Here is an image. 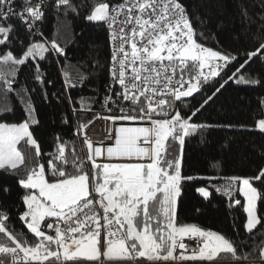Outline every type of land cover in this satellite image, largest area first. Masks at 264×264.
I'll return each instance as SVG.
<instances>
[{"label": "snow or ice", "instance_id": "6c2138e0", "mask_svg": "<svg viewBox=\"0 0 264 264\" xmlns=\"http://www.w3.org/2000/svg\"><path fill=\"white\" fill-rule=\"evenodd\" d=\"M55 3L63 7L66 14L87 6L84 2L73 4L72 0H55ZM13 4L14 0H0V46L11 44L15 34L14 25L8 23L10 18L16 17L31 30L43 16L42 2L33 6L32 0H23L24 6L19 11ZM85 18L107 26L114 45L110 73L123 90L112 91L133 105L124 115L104 119L114 123L147 120L150 126L114 128L110 136L114 144L106 150L94 148L85 138L90 170H86L84 161L73 160L74 170L69 171L65 146L60 143L57 155L49 160L47 168L38 164L23 178H18L24 190L21 199L26 206L19 219L34 239L29 241L27 233L10 229L9 215L0 209V236L10 242L0 243V264H181L183 261L245 264L251 254L241 255L226 236L196 225L178 223L180 161L165 159L167 141L171 139L182 146L185 136L208 127L190 121L224 84L204 100L192 116L185 117L177 110L175 102L183 103L182 98L198 93L210 78L222 72L226 74L236 57L197 42L181 0H121L119 3L94 0ZM51 48L63 54L55 41L51 42ZM262 50L264 43L256 51L247 53V59L228 79H235L252 58L258 53L264 54ZM46 51L49 49L39 43L29 45L23 58L6 51L0 53V65H23L27 58L35 56L44 59ZM0 79H4L7 91H11V82L2 74ZM236 82L258 83L243 76ZM141 97L146 104H141ZM105 102H112V96H105ZM26 110L28 120L19 124L0 123V170L17 176L20 166L25 164V157L18 148L22 141L35 148L37 158L42 156L29 131L30 123L38 121L32 119L30 106ZM79 127L86 128L87 124ZM258 128L264 131V120L258 121ZM105 156L108 162H96L97 158ZM251 179L264 182V169L258 176L239 182V192L246 201L243 208L248 233L264 223V218L257 215V200L264 199V194L258 192ZM198 191L205 198L209 195L203 188ZM0 192L7 195L10 189L4 186ZM48 218L52 222H48ZM185 238H196L197 248L192 254L186 252ZM261 244L264 245V241ZM177 249L184 251L177 255ZM259 260L264 264V246L259 248Z\"/></svg>", "mask_w": 264, "mask_h": 264}, {"label": "trees", "instance_id": "16d2710c", "mask_svg": "<svg viewBox=\"0 0 264 264\" xmlns=\"http://www.w3.org/2000/svg\"><path fill=\"white\" fill-rule=\"evenodd\" d=\"M121 0H112L118 3ZM79 7L68 11L55 3H46L39 22L41 35H34L17 20H10L15 27L11 44L0 46V53L11 51L23 58L29 45L39 39L46 42L49 51L44 59L27 58L23 65H0V74L11 82L7 91L4 79H0V122L18 124L29 119L27 107L32 109L29 129L37 141L42 156L36 157L35 148L22 141L18 148L25 157L19 175L0 170V188L7 186L9 194L0 192V209L9 215L7 225L17 233L33 236L20 221L26 208L21 197L24 190L18 184L30 169L57 155V146L63 143L73 171V160L84 161L86 170L91 164L85 159L77 129L90 122L105 101L111 65L109 35L100 23L86 20L94 0H72ZM185 5L198 43L212 50L236 57L226 74L210 78L192 97L177 101V110L185 117L200 105L216 89L224 87L200 111L192 116L191 123L206 125L184 138V144L171 139L166 142L165 159L180 161V191L177 197L176 216L180 225H196L232 240L241 255L250 253L249 259H259V248L264 246V223L252 232L245 231L246 213L244 201L238 193L227 200L212 189L219 181L253 178L264 169V132L257 129L258 120H264V54L258 53L235 79L228 77L247 59V53L256 51L264 43V0H181ZM245 12L247 15H245ZM55 41L63 50L57 53L51 48ZM264 51V50H262ZM240 76L254 79L256 84L237 83ZM39 77V78H37ZM71 84L68 83V80ZM228 81L225 83V81ZM57 164L63 165L60 161ZM191 177L192 179H187ZM258 192L264 194V182L251 179ZM208 189L205 198L198 188ZM240 201V204H236ZM257 215L264 218V199L257 200ZM0 243H10L0 236Z\"/></svg>", "mask_w": 264, "mask_h": 264}, {"label": "built area", "instance_id": "2783aa9c", "mask_svg": "<svg viewBox=\"0 0 264 264\" xmlns=\"http://www.w3.org/2000/svg\"><path fill=\"white\" fill-rule=\"evenodd\" d=\"M43 3L45 5L46 3H55V0H32V5L35 6L37 3ZM121 2V1H120ZM119 3V2H118ZM56 4V3H55ZM23 0H14L13 7L16 9V11H19L23 7ZM42 12H44V6L42 8ZM10 20H17L20 22L16 17H12L9 19ZM41 21L38 20L35 22L34 28L29 30L27 26L24 24H21L26 28L27 31L31 32L34 35H41V30L39 26V22ZM105 30L107 31L109 35V30L106 25H104ZM109 41H110V50H111V65L110 68L112 67V52H113V43L110 40V35H109ZM207 71V69H205ZM130 75V72H129ZM179 78V74H177V79ZM129 84H131V81H129ZM108 93L107 96H112V102L104 103L101 104L100 108L98 111L95 113L93 119L90 121V123H87L86 128H79L77 129L78 137L80 140V144L82 146L83 152L85 154V159L87 161V154H88V149L87 146L83 143L84 139L87 138L90 140L93 144V147H102L103 149L106 150V148L110 145L113 144L112 139H110L111 134L113 133L114 128L120 127V126H138V127H148L150 126V122L147 120H135V121H130V120H117L115 123L111 119H104V117H109V116H121L124 115L128 112L130 108L133 107L131 102L129 101H124L122 97H117L113 93V89L115 92H122L121 86L118 84L116 80H114L111 76V73L109 74L108 77ZM141 104H146L147 101L144 100V97H141ZM170 102H171V98ZM176 108H177V102H175ZM123 109V111L121 110ZM147 147V146H145ZM88 163L91 164L90 161H87ZM97 163H104L108 162L107 157H99L96 159ZM212 189L217 192L219 195L224 197L227 200H232L234 199L237 194H238V183L236 181H219L216 182L212 185ZM48 222H52L51 218H48ZM45 231L49 232L50 234L54 235V232H51V230H47L45 228ZM184 242L188 245L186 252L187 254H192L194 250L197 248L196 244V238H193L189 240L188 238H185ZM184 250L177 249V255ZM196 263H203L200 261H183L181 264H196ZM245 264H260V260H255V259H248Z\"/></svg>", "mask_w": 264, "mask_h": 264}, {"label": "rangeland", "instance_id": "374dc122", "mask_svg": "<svg viewBox=\"0 0 264 264\" xmlns=\"http://www.w3.org/2000/svg\"><path fill=\"white\" fill-rule=\"evenodd\" d=\"M37 43H39V44H43L46 48H48V46H47V44H46V42L44 41V40H42V39H39V40H37L36 42H34V44H37ZM67 80H68V78H67ZM68 83L69 84H71L70 83V81L68 80ZM258 121H260V120H258ZM0 123H6V122H0ZM8 124H13V123H8ZM19 124V123H18ZM257 129H259L258 128V122L256 123V126H255ZM260 130V129H259ZM29 131H30V129H29ZM264 132V131H263ZM179 143V142H178ZM181 146V145H180ZM241 179H249V178H246V177H244V178H241ZM240 179V180H241ZM240 182V181H239ZM201 188H203L205 191H207L208 192V189L207 188H205V187H200V188H198V189H201ZM238 189H239V183H238ZM199 192V191H198ZM200 193V192H199ZM201 194V193H200ZM241 194V193H240ZM241 196H242V198L244 199V205L246 204V201H245V198L243 197V195L241 194ZM25 208H26V206H25ZM246 216H247V214H246ZM246 221H247V219H246Z\"/></svg>", "mask_w": 264, "mask_h": 264}, {"label": "crops", "instance_id": "0c3cea01", "mask_svg": "<svg viewBox=\"0 0 264 264\" xmlns=\"http://www.w3.org/2000/svg\"><path fill=\"white\" fill-rule=\"evenodd\" d=\"M238 191H239V189H238ZM239 194H240V192H239ZM241 195V194H240ZM243 201H244V199H243ZM196 264H205V262H203V263H196Z\"/></svg>", "mask_w": 264, "mask_h": 264}, {"label": "bare ground", "instance_id": "6f19581e", "mask_svg": "<svg viewBox=\"0 0 264 264\" xmlns=\"http://www.w3.org/2000/svg\"><path fill=\"white\" fill-rule=\"evenodd\" d=\"M128 127H138V126H128ZM113 144H114V141H113Z\"/></svg>", "mask_w": 264, "mask_h": 264}, {"label": "water", "instance_id": "95a60500", "mask_svg": "<svg viewBox=\"0 0 264 264\" xmlns=\"http://www.w3.org/2000/svg\"><path fill=\"white\" fill-rule=\"evenodd\" d=\"M194 94H195V93H194ZM194 94H193V95H194ZM185 98H187V97H185ZM235 203H236V202H235Z\"/></svg>", "mask_w": 264, "mask_h": 264}]
</instances>
